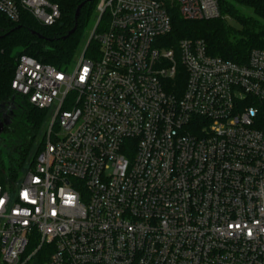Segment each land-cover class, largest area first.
I'll return each mask as SVG.
<instances>
[{"label":"built area","instance_id":"1","mask_svg":"<svg viewBox=\"0 0 264 264\" xmlns=\"http://www.w3.org/2000/svg\"><path fill=\"white\" fill-rule=\"evenodd\" d=\"M171 7L222 17L220 0H98L73 71L19 56L11 86L48 120L37 156L0 172V264H264V49L167 47ZM23 12L61 16L0 0Z\"/></svg>","mask_w":264,"mask_h":264},{"label":"trees","instance_id":"2","mask_svg":"<svg viewBox=\"0 0 264 264\" xmlns=\"http://www.w3.org/2000/svg\"><path fill=\"white\" fill-rule=\"evenodd\" d=\"M53 1L58 4L61 16L51 26L40 24L29 12H23L18 22L0 15V36L5 34L0 38V109L4 107L7 114L12 115L16 103H24L25 117L31 131L26 140L11 145L6 160L0 155V172L8 170L15 173L17 168L24 165L36 134L48 120L46 110L31 105L11 86L19 56L27 54L43 63L66 69L82 48L85 30L93 28L95 24L98 0L85 3L76 30L63 38L74 26L76 8L83 0ZM239 7L251 10L252 15L243 14ZM220 9L221 18L194 21L185 20L177 7L169 8L172 29L165 37L166 46L177 48L178 42L185 38L203 39L210 54L241 63L247 61L251 49H264V0H220ZM225 16L235 19L239 27L231 25ZM18 25L21 27L7 33ZM32 30L43 37L33 34ZM17 48L21 50L15 51ZM89 48H97V43L91 41ZM44 255V251L39 252L32 264H45L47 257L45 259Z\"/></svg>","mask_w":264,"mask_h":264},{"label":"rangeland","instance_id":"3","mask_svg":"<svg viewBox=\"0 0 264 264\" xmlns=\"http://www.w3.org/2000/svg\"><path fill=\"white\" fill-rule=\"evenodd\" d=\"M239 8H240L239 10L243 14L252 15L251 10L245 7H239ZM225 18L231 25L235 27H239V24L235 19L229 16L227 17L225 16ZM91 29L92 27L89 28L88 30H85V33L83 36L84 37L83 45L86 39L89 37L91 33ZM81 49L82 48H80V50ZM17 50L20 51L21 49L17 48L15 51ZM75 65H76V60H73L70 63V65L66 68V70L73 71ZM25 112H26V106L24 103L22 104L16 103V105L13 107L12 115L11 113L10 114L8 113V115H6L7 112L3 109V113H5L4 114L5 116L3 115V122H2L3 124L0 126V155L2 156L4 160L7 159V154L12 144L20 143L23 139L26 140L30 136L31 131L29 128V122L27 121L25 117L26 116ZM5 126L7 127V129H4ZM46 128H47V124L45 123L44 125H42V128L36 134L34 138V142L32 143L28 151V154H27V157L24 163L33 159L35 155L38 153V151L43 147L42 140L44 138V133H45ZM44 257L46 259L47 257L46 254L44 255Z\"/></svg>","mask_w":264,"mask_h":264},{"label":"water","instance_id":"4","mask_svg":"<svg viewBox=\"0 0 264 264\" xmlns=\"http://www.w3.org/2000/svg\"><path fill=\"white\" fill-rule=\"evenodd\" d=\"M93 0H83L76 8V11H75V15H74V20H75V23H74V26L63 36V38H67L68 36H70L72 33H74V31L76 30L77 28V24H78V18H79V15H80V12H81V9L82 7L85 5V3L87 2H91ZM21 26L18 25L16 27H14L12 30H10L9 32L7 33H10L11 31L17 29V28H20ZM32 33L33 34H37L40 38H42L43 36L38 33L37 31L35 30H32ZM5 34L1 35L0 38H2Z\"/></svg>","mask_w":264,"mask_h":264},{"label":"flooded vegetation","instance_id":"5","mask_svg":"<svg viewBox=\"0 0 264 264\" xmlns=\"http://www.w3.org/2000/svg\"><path fill=\"white\" fill-rule=\"evenodd\" d=\"M3 109H4V107L2 108V109H0V126L3 124L2 122H3V115L5 114V113H3ZM6 115H8L7 113H6ZM5 116V115H4ZM6 127V126H5ZM4 127V128H5Z\"/></svg>","mask_w":264,"mask_h":264}]
</instances>
